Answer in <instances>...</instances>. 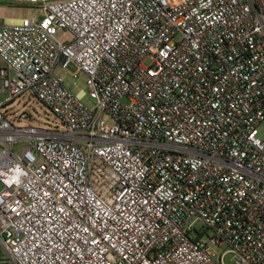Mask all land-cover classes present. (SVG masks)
<instances>
[{
    "label": "built area",
    "instance_id": "built-area-1",
    "mask_svg": "<svg viewBox=\"0 0 264 264\" xmlns=\"http://www.w3.org/2000/svg\"><path fill=\"white\" fill-rule=\"evenodd\" d=\"M3 1L40 13L0 29L4 254L264 264V0ZM69 65L91 107L55 75ZM23 94L64 129L13 124Z\"/></svg>",
    "mask_w": 264,
    "mask_h": 264
},
{
    "label": "rangeland",
    "instance_id": "rangeland-1",
    "mask_svg": "<svg viewBox=\"0 0 264 264\" xmlns=\"http://www.w3.org/2000/svg\"><path fill=\"white\" fill-rule=\"evenodd\" d=\"M40 18V13L37 5L29 4H18L10 1L0 0V29L3 24L18 23L25 19L37 20ZM55 39L61 43H67L72 40V35L67 30L57 29ZM2 64L0 60V65ZM76 71L74 65H69L68 68L62 69L58 66L55 70V75L62 78L64 86L71 89L76 95L82 96L81 100L83 104L87 107H91L93 101L89 99L86 95V77L84 74L80 73L77 78L73 77ZM6 93H0V102L5 101L7 98ZM7 113L8 118L13 124L23 127H35L39 129H49V130H60L64 129V126L60 119L46 106L36 99L34 96L29 94H23L22 96L16 98L13 103L3 108ZM25 113L28 118L18 120V117ZM109 123V121H107ZM260 137H264V123L261 124L259 128ZM231 256L225 258L226 264H233L230 260ZM0 264H14L7 256L4 254L0 247Z\"/></svg>",
    "mask_w": 264,
    "mask_h": 264
},
{
    "label": "crops",
    "instance_id": "crops-1",
    "mask_svg": "<svg viewBox=\"0 0 264 264\" xmlns=\"http://www.w3.org/2000/svg\"><path fill=\"white\" fill-rule=\"evenodd\" d=\"M2 62V61H1ZM3 66V63L0 65V67Z\"/></svg>",
    "mask_w": 264,
    "mask_h": 264
}]
</instances>
